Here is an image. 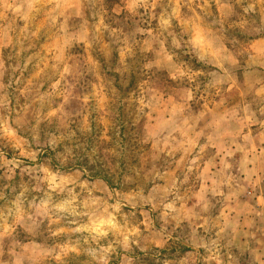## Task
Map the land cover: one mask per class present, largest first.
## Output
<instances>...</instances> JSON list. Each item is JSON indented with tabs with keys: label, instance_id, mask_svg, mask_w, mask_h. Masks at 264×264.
I'll list each match as a JSON object with an SVG mask.
<instances>
[{
	"label": "rangeland",
	"instance_id": "rangeland-1",
	"mask_svg": "<svg viewBox=\"0 0 264 264\" xmlns=\"http://www.w3.org/2000/svg\"><path fill=\"white\" fill-rule=\"evenodd\" d=\"M0 264H264V0H0Z\"/></svg>",
	"mask_w": 264,
	"mask_h": 264
}]
</instances>
